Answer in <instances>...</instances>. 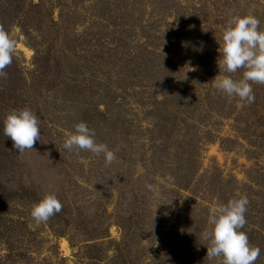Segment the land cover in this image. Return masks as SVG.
Wrapping results in <instances>:
<instances>
[{
  "label": "trees",
  "instance_id": "16d2710c",
  "mask_svg": "<svg viewBox=\"0 0 264 264\" xmlns=\"http://www.w3.org/2000/svg\"><path fill=\"white\" fill-rule=\"evenodd\" d=\"M102 1L0 0V29L6 31L9 36L12 29H19L35 54L33 69L27 73H24L16 53H13L11 63L2 70L0 121L13 109L27 108L36 115L40 134L51 139L53 130L57 128L59 122L56 114L50 110L54 104L49 103L45 94L49 95L51 91L55 93L60 85H66L68 91L63 93V97L74 99L73 94H75L78 99H82V89L76 85L72 87L70 82H65L69 81L71 74L78 71L67 61L73 43L70 33L77 27V7L91 2L101 13L98 15L108 17V7ZM197 1L199 8L193 9L190 13L187 12L188 9L180 7H177L179 10L175 8L174 12H170L180 23L176 32L158 38L150 29L144 38L149 48L154 50L161 48L163 54H172L183 65L193 66L207 77L215 78L218 75L217 42L220 41L225 23L232 15L237 14L233 13L234 8H231V4L233 3L234 6L237 0ZM165 2L168 1L149 0L153 10L159 13L162 11L164 13L167 9ZM56 11L57 17H55ZM195 29L197 30L194 31ZM192 31L193 33L198 31V36ZM86 32L84 36L89 37ZM100 41L101 38H98L96 42ZM56 47L63 51V57L60 53L57 54ZM147 50L146 47L140 48L137 52L136 67L128 71L136 72V79H139L142 88H157L162 99L156 102L151 111H146L145 117H150L151 123V135L147 140L150 145V158L147 159L144 151L140 158L136 159V165L144 164L146 166L144 170L153 180L157 177L165 180V184L171 187L169 190L171 193L189 192L190 196L196 199L197 190L202 189L201 200L215 202L216 207L229 199L246 196L248 199L246 223L242 231L246 232L250 245L260 250L254 264H264V84H251L254 95L252 103L240 101L235 96L229 97L216 91L213 86H209L202 96H198L194 87L179 79L177 75L179 69L156 67L155 63L149 60L153 54H148ZM243 71L244 69L241 68L235 73L222 72L220 75H230L233 79H240ZM62 73L66 77L65 80L60 76ZM147 75L152 77L154 85L144 87L142 83L146 84L144 77L147 78ZM80 104L86 108L82 112V122L92 130L102 127V123L106 121L111 111L110 105L104 104L105 110L101 111L99 104L91 107L87 102L81 101ZM211 116L217 117L219 121L221 119L233 121L235 137L222 139L221 146L224 149L225 145H230L226 151L243 150L248 160L253 162L252 167L247 171V183L240 184L235 179L223 177L222 173H219L215 179H203L204 176L198 175L201 148L215 137L209 131L200 135L198 128L200 126L209 128L206 119H210ZM111 127L113 132L109 131L108 135L99 132L102 139L99 143L105 144L109 150L113 149L109 146V142L116 136L115 132L121 131L119 127L123 128L125 124L121 123L120 119H115L111 122ZM2 128L3 125L0 123V166L5 164L6 158H9L10 162L15 161L14 155L9 153L8 157L7 147L11 139L4 136ZM124 133L121 135L124 136L123 142L118 143L120 150L114 156L115 161L122 164L126 160L127 135L126 131ZM106 137L110 140L106 141ZM240 140L247 146L240 143ZM116 178L119 180L123 176L120 174ZM118 194L124 195L121 191L119 193V190ZM44 195L25 187L12 190L0 182V246L4 252L0 257V264H31L32 250L26 243V238L31 236L28 235L31 232L26 228L24 221L13 219V213L17 207L32 206ZM132 196L133 204L124 214L122 223L118 222V226L122 230L129 231L135 225L136 230H141L145 223L149 222L158 231L160 219H152V215L148 217L149 219L145 216L144 207L147 200L145 194L136 189V195L133 193ZM56 198L61 204V209L45 221L46 226L56 237L75 234L83 242H92L86 246L84 255L88 264H107L103 258L104 247L112 244L108 233L112 223L106 220L105 216H108L106 206H99L101 212L98 211L95 216H88L78 204H71L65 198ZM197 211L198 213H188L178 224L179 229L176 232L180 234V239L176 248L179 250L180 260L174 261L173 264H191L195 260L197 264H220V258L208 260L205 248L208 246L207 241L202 239L203 232L210 230V225L207 224L210 210ZM128 231L123 234L121 243H115L114 257L108 264H138L140 256L136 255L135 263L130 254L129 241L127 242ZM54 249L56 246L52 251ZM62 261L56 264H62ZM163 262L162 259L161 264Z\"/></svg>",
  "mask_w": 264,
  "mask_h": 264
},
{
  "label": "rangeland",
  "instance_id": "374dc122",
  "mask_svg": "<svg viewBox=\"0 0 264 264\" xmlns=\"http://www.w3.org/2000/svg\"><path fill=\"white\" fill-rule=\"evenodd\" d=\"M103 1L109 10L108 17L98 15L101 13L96 10L94 3L78 5L77 27L70 33L73 43L66 60L78 71L71 74L69 81L65 82H70L72 87L76 85L81 88L82 99H78L75 94L74 99L63 97V93L68 91L66 85H60L55 93L51 91L49 95L45 94L49 103L53 102L54 106L52 105L50 110L56 114L59 122L53 130L52 140L40 134L32 149L23 152H17L10 140L7 147L8 157L9 153L14 155L15 161L10 162L9 158L4 160L5 164L0 166V182L12 190L25 187L39 194H54L56 197L65 198L71 204H78L88 216H95L98 211L101 212L99 206L105 205L108 215L105 216L106 220L112 223L108 232L112 244L104 247L103 258L107 264L114 257L115 243H121L123 234L128 231L122 230L118 222L122 223L124 214L133 204L132 195H136V189H139L147 197L145 216L148 218L152 215V219H160L161 224L158 231L149 222H146L141 230H136L134 225V228L128 231L130 254L135 263L136 255L140 256L138 264H161L162 259L163 264H173L174 261L180 260L179 250L176 248L180 239V234L176 232L179 229L178 224L188 213H198L197 210L208 209L211 214L216 205L215 202L201 200L202 189L196 191V199L191 197L189 192L171 193V187L165 184V180L159 177L153 180L144 170V164L136 165V159H139L144 151L147 159L150 158V145L147 140L151 135V123L150 117L145 115L162 97L157 88H142L141 82L136 79V72L128 70L136 67L137 52L146 47L147 53L153 54L149 60L154 62L156 67H170L172 70L176 67V70L179 69V79L194 87L196 94L202 96L205 90L212 86L214 78L207 77L193 66L183 65L172 54H163L161 48H149L144 38L150 29L158 38L176 32L180 23L170 12L180 7L188 9L187 12L190 13L199 8V2L167 0V9L164 13H159L153 10L149 0ZM231 8H234L233 13L255 16L259 20V29L264 30V0H237L234 6L231 4ZM57 15L56 11L55 17ZM84 32L89 37H85ZM197 32L193 34L197 35ZM10 38L15 41L14 53L24 73L31 71L34 50L28 46L19 29H12ZM98 38H101L99 43L96 42ZM55 50L63 57L62 50L58 47ZM60 76L63 78L64 74ZM144 82L149 83H142L144 87L154 85L150 75L144 77ZM54 96L56 98H53ZM80 100L87 102L90 107L99 104L101 111L105 110L104 104L110 105L111 111L106 121L102 123V127L94 129L97 143L102 140L99 132L107 135L109 131L113 132L111 122L115 119H120L121 123L125 124V127H119L121 131L115 132L116 136L112 137L111 133L112 139L109 142V146L113 148L111 151L116 156V152L120 150L118 143L124 139L121 135L126 131L124 164L116 162L114 158L106 165L103 154L95 155L87 150L68 151L63 148V140L67 134L73 131L75 124L82 122V112L86 108L81 106ZM206 121L210 127L200 126V135L209 131L215 137L201 148L198 175L204 176L203 179H215L222 173L225 178L235 179L240 184L247 183V171L253 162L248 160L243 150L226 151L230 145H225L224 149L221 146L222 139L235 137L233 121H219L213 116ZM105 140L110 139L106 137ZM240 143L247 146L242 140ZM120 174L123 178L118 180L116 176ZM149 184L158 186L159 196L148 190L146 185ZM118 190L124 195L120 196ZM134 208L136 209V203ZM30 210L31 206L17 207L13 219L24 221L26 228L31 232L28 234L31 236L26 238V243L32 250L31 264H56L60 260H63L62 264H88L84 255L86 246L92 242H83L75 234L54 236L45 221L37 222L31 217ZM55 246L56 249L52 251ZM3 255L0 246V257ZM192 262L191 264H197V260Z\"/></svg>",
  "mask_w": 264,
  "mask_h": 264
},
{
  "label": "clouds",
  "instance_id": "9594fccd",
  "mask_svg": "<svg viewBox=\"0 0 264 264\" xmlns=\"http://www.w3.org/2000/svg\"><path fill=\"white\" fill-rule=\"evenodd\" d=\"M217 44L218 75L212 80L213 88L229 97L235 96L240 101L252 103L251 84H264V30L259 29V20L251 14L232 15L223 26ZM15 47V41L0 29V75L11 63ZM241 68L244 71L240 79L220 75L222 72L232 74ZM0 123L4 136L11 139L17 152L32 149L34 141L39 140L38 119L27 108L9 111ZM94 136V130L80 122L73 126L62 146L68 151L87 150L95 155L103 154L105 164H110L115 158L113 152L105 144L97 143ZM146 187L159 196L158 186L149 184ZM247 205V197L241 195L220 204L207 217L210 230L203 232L202 239L207 241L205 248L209 261L220 258V264H254L260 250L250 245L246 232L242 231ZM60 209L56 196L45 194L31 206L30 215L35 221L44 222Z\"/></svg>",
  "mask_w": 264,
  "mask_h": 264
}]
</instances>
